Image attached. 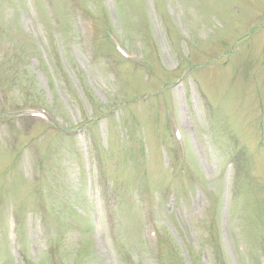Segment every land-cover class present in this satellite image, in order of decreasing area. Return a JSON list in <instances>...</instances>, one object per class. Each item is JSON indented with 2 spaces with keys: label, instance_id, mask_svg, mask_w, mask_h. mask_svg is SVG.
Wrapping results in <instances>:
<instances>
[{
  "label": "rangeland",
  "instance_id": "374dc122",
  "mask_svg": "<svg viewBox=\"0 0 264 264\" xmlns=\"http://www.w3.org/2000/svg\"><path fill=\"white\" fill-rule=\"evenodd\" d=\"M0 88V264H264V0H0Z\"/></svg>",
  "mask_w": 264,
  "mask_h": 264
}]
</instances>
